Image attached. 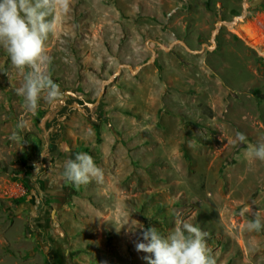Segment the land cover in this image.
Instances as JSON below:
<instances>
[{
    "label": "rangeland",
    "instance_id": "obj_1",
    "mask_svg": "<svg viewBox=\"0 0 264 264\" xmlns=\"http://www.w3.org/2000/svg\"><path fill=\"white\" fill-rule=\"evenodd\" d=\"M243 20L264 30V0H71L45 42L63 96L34 112L0 47V264H146L126 223L177 217L217 264H264V227H245L264 222V162L236 141H264V47ZM77 153L103 183L58 181Z\"/></svg>",
    "mask_w": 264,
    "mask_h": 264
},
{
    "label": "clouds",
    "instance_id": "obj_2",
    "mask_svg": "<svg viewBox=\"0 0 264 264\" xmlns=\"http://www.w3.org/2000/svg\"><path fill=\"white\" fill-rule=\"evenodd\" d=\"M70 11L71 0H0V47L7 52L14 68L22 73L28 69L15 91L24 97L29 111L34 112L41 99L52 106L62 99L59 85L48 73L50 58L46 55L45 42L55 33L59 15ZM236 141L247 144L244 157L248 162H264V141L247 143L246 135L241 132L236 133ZM56 177L61 183L70 182L79 187L93 181L103 183L104 171L91 155L77 153L75 159L69 157L59 163ZM125 226L129 233L139 231L135 249L145 254L141 258L146 264H217L207 244L209 234L187 220L177 217L167 235H162L156 227L145 228L134 219ZM245 227L249 232L260 231L264 227L261 212L257 211Z\"/></svg>",
    "mask_w": 264,
    "mask_h": 264
},
{
    "label": "bare ground",
    "instance_id": "obj_3",
    "mask_svg": "<svg viewBox=\"0 0 264 264\" xmlns=\"http://www.w3.org/2000/svg\"><path fill=\"white\" fill-rule=\"evenodd\" d=\"M240 28L248 36V40L253 45H262L264 47V30L258 21L243 20Z\"/></svg>",
    "mask_w": 264,
    "mask_h": 264
},
{
    "label": "trees",
    "instance_id": "obj_4",
    "mask_svg": "<svg viewBox=\"0 0 264 264\" xmlns=\"http://www.w3.org/2000/svg\"><path fill=\"white\" fill-rule=\"evenodd\" d=\"M71 102H75L77 99H75V98H70L69 99ZM63 108H66V106H64ZM87 109H88V111L89 112H92V114H94V113H98L99 111H98V107H94V108H92V109H90V108H88L87 107ZM56 139H54V141L52 140V142H53V147H50V148H57V143H55L56 141H55ZM27 174V176H35V175H37V174H35L32 170L31 171H28V173H26ZM47 264H51V259L49 258V259H47Z\"/></svg>",
    "mask_w": 264,
    "mask_h": 264
}]
</instances>
